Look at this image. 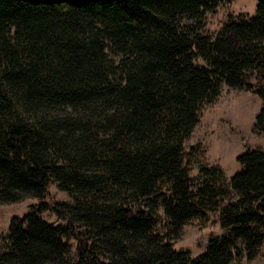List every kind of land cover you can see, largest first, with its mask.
I'll list each match as a JSON object with an SVG mask.
<instances>
[{"label":"trees","instance_id":"obj_1","mask_svg":"<svg viewBox=\"0 0 264 264\" xmlns=\"http://www.w3.org/2000/svg\"><path fill=\"white\" fill-rule=\"evenodd\" d=\"M232 1L0 0V205L37 201L11 219L0 264L259 256L264 152L239 155L229 181L218 167L194 180L198 148L185 149L224 87L259 98L253 129L264 133V0L254 16L204 32L206 16ZM51 185L71 203L46 201ZM219 209L224 234L200 256L173 250L186 223Z\"/></svg>","mask_w":264,"mask_h":264},{"label":"rangeland","instance_id":"obj_2","mask_svg":"<svg viewBox=\"0 0 264 264\" xmlns=\"http://www.w3.org/2000/svg\"><path fill=\"white\" fill-rule=\"evenodd\" d=\"M256 4L257 0H233L217 8L206 16L204 32L214 36L229 17L235 18L241 14L254 16ZM260 108L261 102L256 95L224 87L217 100L203 108L199 124L185 142L187 152L191 148H198V153L190 162V177L197 179L201 168L218 167L229 181L239 170L236 163L239 155L247 150L264 152V133L257 134L253 129ZM45 200L53 203L72 201L55 185L48 188ZM36 203L35 199L28 198L20 203L0 205V253L4 251L7 243L11 219L23 218ZM219 212L220 209L209 214L204 220L194 219L186 223L180 236L170 241L173 250L188 252L192 258L200 256L210 239L224 234L219 223ZM41 218L48 223H61L50 212L42 213ZM161 219V225L156 232L166 236L169 228L164 218ZM73 253L74 251L72 258ZM234 264H264V246L254 261L249 262L244 257H237Z\"/></svg>","mask_w":264,"mask_h":264}]
</instances>
